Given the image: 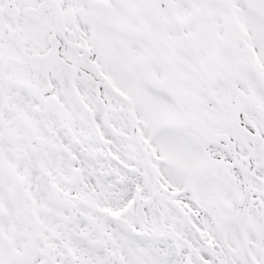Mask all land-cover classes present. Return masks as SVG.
<instances>
[{"label": "snow or ice", "instance_id": "obj_1", "mask_svg": "<svg viewBox=\"0 0 264 264\" xmlns=\"http://www.w3.org/2000/svg\"><path fill=\"white\" fill-rule=\"evenodd\" d=\"M0 264H264V0H0Z\"/></svg>", "mask_w": 264, "mask_h": 264}]
</instances>
